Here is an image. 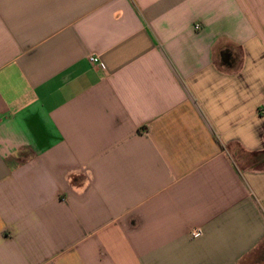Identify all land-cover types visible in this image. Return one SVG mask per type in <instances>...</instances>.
I'll use <instances>...</instances> for the list:
<instances>
[{"label": "crops", "instance_id": "0c3cea01", "mask_svg": "<svg viewBox=\"0 0 264 264\" xmlns=\"http://www.w3.org/2000/svg\"><path fill=\"white\" fill-rule=\"evenodd\" d=\"M0 264H264V0H0Z\"/></svg>", "mask_w": 264, "mask_h": 264}, {"label": "built area", "instance_id": "2783aa9c", "mask_svg": "<svg viewBox=\"0 0 264 264\" xmlns=\"http://www.w3.org/2000/svg\"><path fill=\"white\" fill-rule=\"evenodd\" d=\"M195 28H197V27H195ZM89 62L92 64V65H100L99 64V61H98V59H97V57H95V56H91V57H89ZM202 235V230L201 229H199V228H195V229H192L191 231H190V236H191V238L192 239H195V238H198V237H200Z\"/></svg>", "mask_w": 264, "mask_h": 264}, {"label": "bare ground", "instance_id": "6f19581e", "mask_svg": "<svg viewBox=\"0 0 264 264\" xmlns=\"http://www.w3.org/2000/svg\"><path fill=\"white\" fill-rule=\"evenodd\" d=\"M84 179V178H83Z\"/></svg>", "mask_w": 264, "mask_h": 264}]
</instances>
